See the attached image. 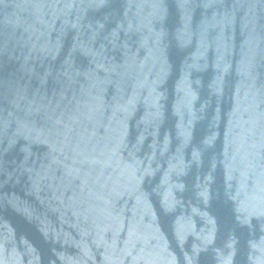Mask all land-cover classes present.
Segmentation results:
<instances>
[{
    "label": "water",
    "instance_id": "95a60500",
    "mask_svg": "<svg viewBox=\"0 0 264 264\" xmlns=\"http://www.w3.org/2000/svg\"><path fill=\"white\" fill-rule=\"evenodd\" d=\"M0 264H264V0H0Z\"/></svg>",
    "mask_w": 264,
    "mask_h": 264
}]
</instances>
